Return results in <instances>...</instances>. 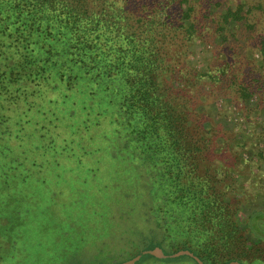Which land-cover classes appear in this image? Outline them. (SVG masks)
<instances>
[{"label":"trees","instance_id":"obj_1","mask_svg":"<svg viewBox=\"0 0 264 264\" xmlns=\"http://www.w3.org/2000/svg\"><path fill=\"white\" fill-rule=\"evenodd\" d=\"M198 39L211 52L202 66L189 61ZM218 102L260 132L226 130ZM259 113L264 0H0V179L31 193L39 172L77 163L98 175L108 160L92 207L104 208L123 262L160 247L203 264L253 263L237 184L244 165L264 161Z\"/></svg>","mask_w":264,"mask_h":264},{"label":"rangeland","instance_id":"obj_2","mask_svg":"<svg viewBox=\"0 0 264 264\" xmlns=\"http://www.w3.org/2000/svg\"><path fill=\"white\" fill-rule=\"evenodd\" d=\"M189 52V61L194 66H202L211 56L200 39L189 48ZM221 103L210 107L215 113L225 109L226 117H216V120L221 121L226 130L237 132L242 139L260 132L256 119H246L230 104ZM263 118L264 114L259 113L258 120ZM258 147L264 148V143ZM255 160V164H250L251 170L244 165L238 174L240 210L236 217L247 241L245 259L252 264H264V161ZM100 166L103 170L98 175L91 171L89 164L77 163L74 171L53 168L46 177L39 172L42 176L32 180L38 186L34 184L31 193L27 187L21 190L16 184L7 188L5 183L8 181L0 179V264L122 263L125 259L120 256L121 246H111L108 220L102 215L104 208L96 212L92 207L91 196L95 193L92 186L96 182L107 184L111 180L110 162L103 160ZM13 185L10 183V187ZM45 185L48 187L43 192ZM38 188L39 193H35ZM57 189L59 192L54 197ZM102 198H106V193H102ZM96 230L101 234L97 236Z\"/></svg>","mask_w":264,"mask_h":264},{"label":"water","instance_id":"obj_3","mask_svg":"<svg viewBox=\"0 0 264 264\" xmlns=\"http://www.w3.org/2000/svg\"><path fill=\"white\" fill-rule=\"evenodd\" d=\"M145 255H150L158 259H168V258H176V257H181V256H188L194 259L197 264H203V262L189 250H179L173 254L167 255L163 252V250L160 247H154L151 250H142L132 259L119 263V264H136ZM228 264H241V263L237 261H233Z\"/></svg>","mask_w":264,"mask_h":264}]
</instances>
